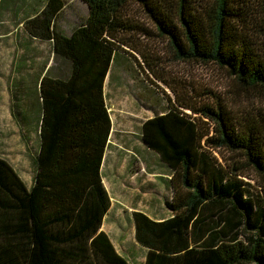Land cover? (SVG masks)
I'll use <instances>...</instances> for the list:
<instances>
[{"label":"trees","instance_id":"obj_1","mask_svg":"<svg viewBox=\"0 0 264 264\" xmlns=\"http://www.w3.org/2000/svg\"><path fill=\"white\" fill-rule=\"evenodd\" d=\"M80 1L88 13L69 36L55 25L62 0H46L23 24L51 43L69 75L39 81L29 188L0 159V264H129L99 230L110 205L100 178L110 132L102 87L114 54L128 49L119 34L139 29L128 6L142 9L176 58L213 63L264 100V42L252 39L264 36V0ZM180 107L214 126L203 129L173 108L142 124L141 141L169 171L171 187L168 218L132 213L143 264H264V186L245 172L264 178V109Z\"/></svg>","mask_w":264,"mask_h":264},{"label":"rangeland","instance_id":"obj_2","mask_svg":"<svg viewBox=\"0 0 264 264\" xmlns=\"http://www.w3.org/2000/svg\"><path fill=\"white\" fill-rule=\"evenodd\" d=\"M62 1L64 6L55 18V25L67 35L85 20L88 10L80 0ZM45 2H0V159L9 164L27 188L32 184L36 171L39 75L45 66H49L46 75L51 78L64 79L69 73V65L53 55L48 42L35 41L24 30V20L38 14ZM127 9V17L139 29L119 34V40L128 49H118L116 55L120 57L115 58L111 65V83L106 88L107 105L118 98L124 102L135 98V105L149 104L148 115L151 118L173 108L188 114L203 129H211L214 125L180 106L200 109L203 106L213 107L216 102H220L233 115L243 111L257 114L264 109L263 99L255 92H243L237 88L234 79L215 64L176 58L168 40L160 36L155 24L142 9L135 5ZM258 22L261 24V17H258ZM252 39L254 42H264V36ZM50 61L52 64L48 65ZM113 80L115 83L112 84ZM21 101L24 103L20 108L22 121H19L15 118L14 104L20 105ZM32 121L33 124L28 125ZM223 154V158L233 157L227 152ZM216 156L220 157L218 154ZM245 172L264 186V178L254 175L250 170ZM160 173L168 175L161 165ZM243 181L248 182L246 179ZM251 192L255 194L254 190ZM165 197L167 202L168 192ZM168 215L166 206H160V219ZM138 256L140 254H136Z\"/></svg>","mask_w":264,"mask_h":264},{"label":"crops","instance_id":"obj_3","mask_svg":"<svg viewBox=\"0 0 264 264\" xmlns=\"http://www.w3.org/2000/svg\"><path fill=\"white\" fill-rule=\"evenodd\" d=\"M34 16L24 21L32 19ZM70 33L67 35L63 34L69 36ZM28 37L35 41L48 42L47 44L51 47L49 41H41L29 35ZM117 57L120 56L115 53L102 87L103 98L110 120V132L100 166V178L102 186L108 195L110 205L107 213L102 218L99 230L107 235L118 255L121 257H123L122 255L128 256V258H123L129 264H143L147 251L135 242L132 213L141 212L156 222L165 219H160V206H165V193L168 192L169 194L167 202L171 200L170 174L160 164L158 156L149 151L141 141L142 124L151 118L148 115L149 104L147 103L148 106H145L140 101L139 103L143 106L135 105V98L129 102H124L118 98L115 101L113 100L114 103L107 105L106 88L107 85H110V68L113 60ZM51 64L52 61L48 62V65ZM48 68L49 66H45L39 75L37 88L40 79L47 76ZM18 89L21 90V88ZM36 101L39 104V118L38 116L36 117V120L38 118L39 131L41 117L39 93ZM23 103L21 101L20 105L19 103L14 104L15 118L19 121H22L20 108ZM32 124L33 121L28 125ZM160 165L167 170L168 175L160 173ZM169 216L170 212L166 218ZM136 254H140V256L136 257Z\"/></svg>","mask_w":264,"mask_h":264}]
</instances>
